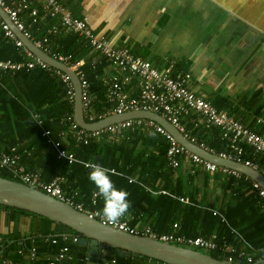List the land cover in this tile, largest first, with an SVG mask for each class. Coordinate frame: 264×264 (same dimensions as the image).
I'll return each instance as SVG.
<instances>
[{"label": "crops", "instance_id": "crops-1", "mask_svg": "<svg viewBox=\"0 0 264 264\" xmlns=\"http://www.w3.org/2000/svg\"><path fill=\"white\" fill-rule=\"evenodd\" d=\"M5 1L11 6L18 2ZM31 1L32 5H38L41 9L37 0ZM62 2L72 16L86 19L93 32L106 36L113 47L128 48L154 68L168 71L174 79L189 75L183 82L186 88L209 99L217 109L264 138V0ZM0 12L5 21H10L9 18L5 19V11ZM21 17L31 30L33 23L30 22L29 10H23ZM57 18L41 15L39 24L31 30L32 34L39 36L44 30L48 32L49 22ZM51 33L54 34L53 31ZM67 34L63 33L56 42L50 36L44 35V38L52 43L49 45L51 49L62 53L67 51L81 58L79 60H82L89 80L93 111L96 112L94 103L105 95L111 76H121L123 73L97 51L89 47L87 50L80 45L79 40L66 39ZM19 50L14 39L6 35L0 25V59L18 62L22 59ZM30 71L29 78H22L23 75L13 74L15 71H12L3 76V80L0 79V150L16 146L21 171L36 173L43 181H49L61 171L64 193L70 195L77 191V200L89 208L97 189L88 179V174L74 170L72 174L70 164L54 159L53 145L24 123L28 116H42L64 147L75 152L80 149L75 131L69 127L72 140L66 136L67 125L61 128V121L70 109L66 87L55 83V74L51 69L38 67ZM140 81L135 75L129 77L125 84L129 97L140 94ZM63 88L65 94H61ZM156 89L162 91L161 86ZM61 101L66 103V109L61 106ZM72 113L74 116V107ZM59 115L63 116L56 122L54 118ZM179 118L188 133L204 140L210 152L218 154L232 149L222 136L220 126L207 125L197 111L180 113ZM130 135V139L110 136L109 144L102 137L93 138L86 145V151H78V154L85 155L87 152V159L95 161L98 155L105 153L113 165L107 163L117 169L120 178L128 183L130 177L136 180L135 185L129 183L136 186L135 189L140 184H151L155 188L180 193L189 200L188 203H182L168 199L161 193L142 192L144 195L140 197L137 191L126 190L129 193V210L137 214L133 220L136 226H150L161 232L190 233L196 230L207 237L216 232L218 241L225 240L246 250L254 259L253 263L262 264L264 201L252 186L256 180L240 170L243 173L241 178L209 171L184 156L180 157L178 167L171 168L166 164L168 142L163 135L155 132L151 126L139 127ZM94 140L103 145L93 144ZM239 144L242 157L253 161L258 166L256 169L264 174V153L256 152L245 138H241ZM76 162L84 167L81 159ZM114 184L125 190L122 182ZM95 207L102 212L101 197H97ZM222 217L225 222H221ZM41 230L47 231L49 236H61L63 239L59 243L63 242L64 237V242L70 243L73 236L72 231L61 223L47 222L38 216L0 208V234L5 235L9 243L16 244L10 250L9 258L0 262L11 264L19 245H36L41 258L54 251L56 245L42 241ZM6 246H3L4 249ZM100 256L101 260L95 263L103 264L108 257L117 256L116 250L101 249ZM127 258L130 257H123L119 262L131 264ZM151 259L147 258L143 264H153Z\"/></svg>", "mask_w": 264, "mask_h": 264}, {"label": "built area", "instance_id": "built-area-1", "mask_svg": "<svg viewBox=\"0 0 264 264\" xmlns=\"http://www.w3.org/2000/svg\"><path fill=\"white\" fill-rule=\"evenodd\" d=\"M37 1L39 2L38 4L41 6V9L38 5H32L33 2L31 0H18L15 6L9 5L5 0H0V6L8 15L10 21L15 24L24 36L30 38L35 46L41 48L45 53L63 62L68 66V68L76 72L81 86L82 111L88 121H93L96 118L102 119L111 114H122L127 110H151L167 118L190 141L197 143L200 147L206 149L207 151H211L204 141H199L197 137L188 133L186 127L180 122V113L188 112L190 109H194L203 115L204 121L207 125L214 124L220 126L222 129V136L229 142L232 149H230L229 152H219L218 155L220 157L235 160L236 162L244 163L253 168H258L253 161L245 160L242 157V148L240 147L239 140L241 138H245V140L254 148L256 152L264 153V138L257 132L231 118L223 110L217 109L209 99L202 98L186 88L183 82L185 79L190 77L189 75H187V77L184 76L179 79H174L169 76L168 71H160L154 68L148 61L142 59L140 56L134 55L128 48L113 47L106 36L93 32V30L86 23V19L72 16L71 12L66 9L62 0ZM25 9L29 10L31 23H35L38 20L41 15V10H43L42 15L44 16L59 15L66 32H71L84 38L90 49L97 51L102 56L112 61L117 68H119L123 74H121V76H111L112 78L109 79L105 90L106 99L112 104L111 109H107L100 113L93 111L92 98L89 92V82L82 60L73 59L72 54L70 53L65 54L51 49V46L46 45L48 38H31L29 24L21 17V12ZM0 25L5 34L14 39L16 45L20 49L19 55L22 57V59L18 62L0 59V71H16L19 69L29 71L38 67L46 70L51 69L65 84L66 92L71 103L70 107H73L75 88L69 73L63 72L62 70L52 66L29 49L23 41L16 36L10 24L4 20L1 13ZM52 31L53 33H56L57 27H53ZM131 75H135L141 80L140 85L142 86V90L137 97H129L125 90V84L128 82ZM157 86H161L162 91H157ZM67 119L70 122V127L75 131V137L81 147L86 146L91 139L101 138L104 135L121 136L126 139H130L131 132L137 130L139 127L151 126L155 132L163 135L168 142L165 158L166 164L169 167H178L180 164V157L184 156L194 164L203 165L207 170H216L223 174H230L239 178H241L240 176L243 174L237 169L215 164L208 158L189 150L176 140L172 133H170L164 126L152 119L145 117L128 118L95 130H87L78 126L72 117L71 112L68 114ZM34 120L36 129L39 130L41 135L53 145L54 156L57 161L72 164L73 162L79 160L76 158V154L73 151L63 146L61 139L57 137L42 116L35 115ZM61 134L63 135V133ZM18 160L19 155L16 146H11L8 150H0V165L11 168L19 180L27 184H31L63 202H67L78 211L87 212L90 216L96 217L101 222L111 225L120 231L140 234L132 225L134 224L133 220L136 219L137 215H135L134 212L128 210V212L125 213L119 221L112 223L108 221L107 218L103 216L102 212L95 207L98 196H94L93 194L91 199L92 205L87 208L82 202L77 200V191H73L70 195L64 193L62 188L64 176L61 171H58L59 173L49 181H43L36 173L21 171ZM90 161L99 163L110 169L111 172L117 173V169L111 167L107 162L81 160L86 169L88 168L85 165ZM128 180L130 184L135 185L136 180L133 177H130ZM252 186L264 201V187H262L257 181H253ZM139 190L147 194L161 193L168 199H175L182 203L189 202L188 198L180 193H174L163 188H155L151 184H140ZM221 222H225L223 217L221 218ZM143 229L144 232L142 234L148 235L152 238L171 241L186 246L190 245L207 250H215L219 254H222L224 259L230 262H254V259L246 252V250L231 245L225 240L218 241L216 232H212L211 236L207 237L200 234L196 230L187 235L173 232H158L153 230L150 226H145ZM41 239L43 242L58 243L57 236L51 238L49 235H43L41 236ZM73 239L75 240L76 238L74 237ZM262 251V260L264 262V248ZM19 252L22 253L23 250L19 249ZM71 253L72 252H68V248L66 246H61L55 253H53V255L49 256L51 257L49 260H47L49 257H46V261L37 262L35 248H32L29 250V257L32 261L25 264H67V262L71 260L76 262V258L73 259ZM79 260L83 262V264H89L90 261L89 258L86 257L79 258L78 261ZM104 264L121 263L119 262L118 257H110L109 260L106 259L104 261Z\"/></svg>", "mask_w": 264, "mask_h": 264}, {"label": "water", "instance_id": "water-1", "mask_svg": "<svg viewBox=\"0 0 264 264\" xmlns=\"http://www.w3.org/2000/svg\"><path fill=\"white\" fill-rule=\"evenodd\" d=\"M0 10H3L1 6ZM4 14L5 19L9 18L6 12H4ZM8 23L13 31L16 32L18 38L21 39L36 55L40 56L52 66L69 73L75 85L74 120L80 127L88 130H95L128 118L145 117L152 119L164 126L170 133H172L176 140L189 150L208 158L212 162L240 170L264 187V174L259 169L253 168L244 163L224 159L218 154L207 151L190 141L174 126V124L157 112L151 110L126 111L122 114H111L97 121L90 122L86 120L81 106L82 93L80 81L76 73L68 68L63 62L53 58L46 54L41 48L35 46L28 37L24 36L18 30L12 21H8ZM0 204L28 210L74 230L77 233L75 234L77 235L76 242L87 247L89 253L88 258L90 259L91 264H97L95 261L101 260L100 250L108 248L115 249L117 256H145L162 261L164 264H235L224 258L215 257L206 251H200L198 249L167 241H160L145 235L120 231L113 226L105 224L90 216L87 212L78 211L70 204L43 192L31 184L1 175ZM72 234L74 235V233ZM3 249L4 247H2V250Z\"/></svg>", "mask_w": 264, "mask_h": 264}, {"label": "trees", "instance_id": "trees-1", "mask_svg": "<svg viewBox=\"0 0 264 264\" xmlns=\"http://www.w3.org/2000/svg\"><path fill=\"white\" fill-rule=\"evenodd\" d=\"M42 13L43 12H41L40 14L42 15ZM45 14V13H44ZM41 15L39 16V18H38V20L35 22V23H33L32 24V26H31V30H32V28H33V26H35V25H38L39 24V20H40V17H41ZM58 16V18L56 19V20H52L51 22H49L50 24H49V30H48V32H46L45 30H44V32L41 34V35H39V36H34L33 34H32V32H31V30H30V32H31V36L33 37V38H38V37H41V38H44L45 36H47V37H49L50 36V38L51 39H54V41L56 42V40H59L60 38H61V36H62V34L63 33H65L66 31L64 30V26L62 25V23H61V18H60V16L59 15H50L49 16V18H53V17H57ZM53 26H55V27H57V32L56 33H54V34H52L51 32H52V29H53ZM40 28V27H39ZM65 31V32H64ZM47 33V34H46ZM66 33H69V34H67L66 35V39H68V38H70L71 40H79V44L80 45H83L84 47H86V49L87 50H89V48H88V46H87V44H86V42H85V40H84V38H82V37H80V36H78V35H76V34H72V33H70V32H66ZM45 35V36H44ZM52 43L51 42H47L46 43V45H51ZM71 52V51H70ZM65 54H67L68 52L67 51H65L64 52ZM75 55V56H74ZM72 57H73V59H75V60H77V59H81V58H77L78 56L76 55V54H74ZM85 70V69H84ZM30 70L29 71H25V69H21V70H19V71H15L14 73L12 72V71H10V72H6V71H1L0 72V79L1 80H3V76H6V75H8V74H10V73H13V74H16V75H23L22 76V78H24V77H28L29 78V74H30ZM50 73V72H49ZM53 75V74H52ZM53 80L55 81V83L57 84V85H62V86H65L64 85V83L62 82V80L56 75H54V77H53ZM61 94H65V90H64V88H63V91H61ZM97 103H94V105H95V110H96V112H98V113H100V112H102V111H105V110H107V109H111L112 108V104L111 103H109L108 101H107V99H106V96L105 95H102V96H100L98 99H97ZM71 104V103H70ZM61 106L63 107V109H66V103L64 102V101H61ZM71 106V105H70ZM72 113L73 112V107H70V109H69V112H67V114L65 115V117H64V119H62V121L61 122H63V126H62V124H61V128L62 127H64L65 125H67V129H66V136L67 137H70V135H71V137H73L72 136V131L69 129V127H70V122H68V120H67V116H68V114L69 113ZM61 115H59V116H56L54 119H55V121L57 122V120L59 119V117H60ZM63 116V115H62ZM62 116H61V118H62ZM34 119V117H32V116H28L26 119H24V123H26L27 125H28V128H31L32 130H33V132H37L39 135H41V132L39 131V130H37L36 128H35V121L33 120ZM96 120V119H95ZM55 122V123H56ZM61 128H60V130H61ZM70 130V131H69ZM137 130H135V131H133L132 133H134V132H136ZM56 132V131H55ZM61 133H64L63 131L61 132ZM42 136V135H41ZM44 137V136H43ZM70 137V138H71ZM45 138V137H44ZM46 139V138H45ZM69 139V138H68ZM72 139V138H71ZM71 139H69L70 141H71ZM103 141H105L106 142V144H109V140H110V136H102V138H101ZM197 139L198 140H200V141H204L203 139H200V138H198L197 137ZM73 140V139H72ZM102 140H100V141H102ZM96 143H98V145L101 147L103 144H102V142H97V141H93V144H96ZM106 144L104 145V150H105V146H106ZM168 147V146H167ZM166 147V148H167ZM86 146H83V147H81L80 146V149H78V150H76V152L75 151H73V152H75V154H76V158L77 159H81V160H88L87 159V157H86V155H87V152H85L84 154L85 155H79L78 154V151H81V152H84V151H86ZM72 151V150H71ZM53 156H54V152H53ZM54 159L56 160V158H55V156H54ZM95 161H97V162H108L109 164H111V165H113L112 163H111V161H110V158L107 156V155H105V153H102V155L101 156H97V158L95 159ZM71 165V168H72V171H71V173L73 174V170L74 171H81V172H86L87 174H88V172H89V170L88 169H86L85 167H82L81 165H79V163H75V162H73L72 164H70ZM82 167V168H81ZM84 168V169H83ZM0 175L1 176H5V177H8V178H14V179H18L19 180V178L15 175V174H13V172H11V169L10 168H8V167H4V166H0ZM110 175H111V179L113 180V182L114 183H116V184H120L121 182L123 183V184H125V190H127V191H132V190H135V191H137L138 192V194L140 195V197H143V193L142 192H140V190H139V188H136L135 189V187L136 186H131L128 182H126V180H124L123 178H120V176H118V174L117 173H113V172H111L110 173ZM233 178H234V176H232ZM119 181H121V182H119ZM96 205H97V203H96ZM0 208H5V209H10V210H15V211H19V212H22V213H25V214H30V215H34V216H38V217H40V218H42L43 220H45V221H47V222H51V220L49 219V218H47V217H45V216H41V215H39V214H36V213H33V212H30V211H28V210H24V209H19V208H15V207H11V206H7V205H1L0 204ZM71 231H72V233H74V234H77L74 230H72V229H70ZM41 232H42V236L43 235H48L49 233L47 232V231H45V230H41ZM63 238L61 237V236H59V240H62ZM62 243H64V242H62ZM7 244V246L5 247V249L4 250H2L1 252H0V260H3V259H7V258H9V252H10V250L11 249H13L15 246H16V244L13 242V243H9L8 242V240L6 239V236L5 235H2V234H0V249L4 246V245H6ZM26 246V245H25ZM73 247L74 248H79V251L80 252H78L77 254H78V257H76V263H79V262H81L80 260L78 261V259L79 258H82V257H86V256H82L83 254H84V251H86V247L85 246H81V245H79V244H77L76 242H73L72 243V250H73ZM210 254H212L213 256H215V257H218V258H223V256H222V254H218V253H216V252H214V251H210ZM115 257H117V256H115ZM12 258L14 259V263L15 264H20L21 262H22V260H23V258L22 257H19V256H17V255H13L12 256ZM148 257H145V256H138V257H130V258H127V260L131 263V264H143V262L147 259ZM153 262V264H161L162 262L161 261H157V260H155V259H151ZM78 261V262H77ZM155 261H157L158 263H156ZM0 264H4V263H2V262H0ZM236 264H243V263H236ZM245 264V263H244Z\"/></svg>", "mask_w": 264, "mask_h": 264}, {"label": "clouds", "instance_id": "clouds-1", "mask_svg": "<svg viewBox=\"0 0 264 264\" xmlns=\"http://www.w3.org/2000/svg\"><path fill=\"white\" fill-rule=\"evenodd\" d=\"M72 117L74 118L73 113H72ZM97 120L100 119L96 118V120L94 119L93 121H97ZM85 166L89 169L88 179L95 185V188L97 189V191L94 193V196L101 197L103 200V207H102L103 216L106 217L107 220L112 223L119 221L120 218L124 216L125 213H127L130 208V201L128 200L129 193L126 190L117 188L115 186L113 180L111 179L110 169L104 167L99 163L91 162V161L88 162Z\"/></svg>", "mask_w": 264, "mask_h": 264}, {"label": "rangeland", "instance_id": "rangeland-1", "mask_svg": "<svg viewBox=\"0 0 264 264\" xmlns=\"http://www.w3.org/2000/svg\"><path fill=\"white\" fill-rule=\"evenodd\" d=\"M194 112V111H196V110H194V109H190L189 110V112ZM198 113H200V112H198ZM201 114V113H200ZM202 115V114H201ZM202 117H203V115H202ZM203 121H204V117H203ZM204 123H205V121H204ZM166 150H167V148H166ZM166 152V151H165ZM171 168H175V167H171ZM209 171H211V170H209ZM216 171V170H215ZM137 230H138V232L140 233V234H142L143 232H144V229L142 228V227H139V226H135L134 224H132ZM153 230H156V229H154L153 227H151ZM156 231H158V230H156ZM194 231V230H193ZM158 232H161V231H158ZM166 232H173V233H179V232H174V231H166ZM192 232V231H191ZM191 232L190 233H180V234H187V235H189V234H191ZM201 234V233H200ZM71 235H73V234H71ZM71 237H75V238H77V235H73V236H71ZM57 241L58 242H60V240H59V236H57ZM64 241H66V238H64V240H63V242ZM77 243V242H76ZM78 244V243H77ZM80 245V244H79ZM81 246H83V245H81ZM183 246H186V245H183ZM86 247V246H85ZM187 247H190V248H194V249H198V250H200V251H206V252H208V253H210V251H214V252H216V253H218L217 251H215V250H207V249H204V248H199V247H195V246H190V245H187ZM32 248H35V253H36V256H37V259H36V261L37 262H44V261H46V259H45V256H43L42 258L40 257V254H39V251H38V248H37V246L36 245H19V246H17L16 247V253H17V256H19V257H22L23 258V260H22V262L20 263V264H25V263H27V262H30V261H32L31 259H30V257H29V250L30 249H32ZM87 248V247H86ZM19 249H22L23 250V252L22 253H20L19 252ZM109 249V248H108ZM110 250H113V249H110ZM2 251V248L0 249V252ZM78 252H80L79 251V248H74L73 247V250H72V256H73V259H75L76 257H78ZM219 254V253H218ZM88 255H89V253H88V249H86V251H84V254L82 255V256H86V258H88ZM113 257H115V256H113ZM118 258H119V260L121 259V258H123L122 256H117ZM108 258H110V257H108ZM12 261H11V264H13L14 263V259H11ZM87 260V259H86ZM158 261V260H157ZM162 262V261H161ZM15 264V263H14ZM67 264H83V262H79V263H76L74 260H71V261H69V262H67ZM89 264H91L90 263V261H89ZM104 264V263H103ZM162 264H164L163 262H162ZM236 264V263H235Z\"/></svg>", "mask_w": 264, "mask_h": 264}, {"label": "bare ground", "instance_id": "bare-ground-1", "mask_svg": "<svg viewBox=\"0 0 264 264\" xmlns=\"http://www.w3.org/2000/svg\"><path fill=\"white\" fill-rule=\"evenodd\" d=\"M82 104V103H81ZM195 144H197V143H195ZM198 145V144H197ZM224 159H226V158H224ZM229 160H231V159H229ZM233 161H235V160H233ZM213 163H215V162H213ZM215 164H218V163H215ZM220 165H222V166H226V167H229V166H227V165H223V164H220ZM229 168H231V167H229ZM35 187V186H34ZM41 190V189H40ZM67 203V202H66ZM94 218H96V217H94ZM96 219H98V218H96ZM99 220V219H98ZM126 232H128V231H126ZM130 233H132V232H130ZM133 234H138V233H133ZM139 235H143V234H139ZM145 236H148V235H145ZM51 238H54L55 236H50ZM150 237V236H149ZM74 237H72L69 241H70V243L69 242H64V243H53V242H51V244H53V245H56V249L54 250V251H52L50 254H47V256L46 257H49V256H51V255H53V253H55L57 250H58V248L59 247H61V246H66L67 248H68V252H72V243L73 242H76V240L77 239H73ZM152 238V237H151ZM154 239H156V238H154ZM157 240H160V239H157ZM160 241H166V240H160ZM167 242H171V241H167ZM171 243H175V242H171ZM175 244H178V243H175ZM178 245H181V244H178ZM45 257V258H46ZM51 257H49L47 260H49ZM108 260H109V258H107ZM232 263H235V262H232ZM242 263L244 264H253V262L252 263H249V262H245V261H242ZM262 264H264V262H262Z\"/></svg>", "mask_w": 264, "mask_h": 264}]
</instances>
